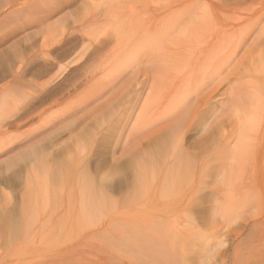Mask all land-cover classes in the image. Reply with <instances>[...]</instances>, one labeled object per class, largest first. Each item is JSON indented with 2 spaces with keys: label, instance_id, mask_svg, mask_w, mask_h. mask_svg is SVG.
I'll list each match as a JSON object with an SVG mask.
<instances>
[{
  "label": "rangeland",
  "instance_id": "rangeland-1",
  "mask_svg": "<svg viewBox=\"0 0 264 264\" xmlns=\"http://www.w3.org/2000/svg\"><path fill=\"white\" fill-rule=\"evenodd\" d=\"M235 2H240V5H242L235 6L233 4ZM62 4L63 6H61ZM226 4H228L227 7ZM205 5L210 6H208V8L211 12L215 10V12L217 11L219 14L222 13L223 19L221 16V20L213 21L216 25H218L217 21L221 24L223 20L224 22L225 20L226 22H232H227L228 24H234L235 21L232 18H236L238 14L243 16L246 14L264 16V0H198V2L197 0H0V179L9 177L11 181H14L8 186L4 184L0 185V192L3 193L4 198L1 200L2 195H0V206L1 208H4L5 205H7L5 208L9 207L6 212L9 210L7 213L11 215L10 217L13 222L19 218L18 213H21L23 203H28L24 204L28 206L32 201L34 202L33 194L38 193V195L36 194L37 196L41 194V198H38L40 202L37 204L39 205L37 210L39 213H37L36 216L33 215L38 222L32 224L30 222L29 224L28 220H30L29 218L31 217L29 213L25 214V216H27L25 217L27 222L24 221L25 219L22 220V216L16 221L18 224L20 221L21 225L19 224V227L28 226V224L32 226L31 228L37 227L40 229L43 227V231L37 236L32 238H25L22 236L14 237L16 240L10 237L13 238L11 241L9 238L10 243L7 239L8 236L1 234L0 264H78V262L79 264H89L90 262V264H119L120 261L118 260H122L124 255L125 258L130 256L129 260L134 261L133 264H162V262L158 263V261L155 260L154 255L161 254V251L162 254H164V252L166 253L165 250L168 247L167 253L168 251L173 253V255L175 253L174 256H176L175 258H177L176 260L178 261L176 264L179 262V264H233L234 260V264H241L243 263L241 262V260L243 261L242 258H246L247 256L250 258H244V260H248L244 261V264H254V261L255 264H264V260H261L264 259L261 257L264 256V169H262L264 168V145L261 144L263 142L261 132L257 133L258 137L249 139L250 145L247 146L248 150L240 155L239 161H236L237 164L235 166L236 168L238 167V170H229V172L226 171L224 173L210 172L208 174L200 173L190 175H186V173L182 172V175L185 174L183 175L184 177H182L180 174L181 171H159L155 169L158 171V173H156L157 171L147 168V171L144 170V176L148 174L147 177H144L147 181H145V183L148 184V182H150L151 185L149 184L146 186L147 189L144 192L132 190L134 197L132 195L130 196L133 197V199L135 197L139 199L141 195L142 202L140 199L137 200L138 202L136 201V203L132 198L128 201V196L126 197V195L125 197H121V199L124 198L125 201L129 202L130 206H128V202H126V204L123 199V203L122 200H120L121 194H117V196L114 194L110 198V203L116 199V202H114L118 203V206L114 202L111 203L112 205L115 204L116 210L112 208L109 200L106 201L107 199H104L106 207L104 206L105 204L103 205L104 208L101 206L102 200L101 203L96 206L98 207V209H95L97 216L94 214L95 212L93 213L91 210L84 211L81 209V200L79 199L82 198V191L79 194V189L83 190L84 187H80L83 185L85 186L89 179L91 182L93 181V184L98 183L97 186L92 183L90 185V183L87 182V186L90 185L93 188L102 186L103 184L108 185L107 183L112 184L120 179L123 180L124 178L122 179V177L125 176L126 180H124L127 181V183L130 181L132 185H129V188L132 189L134 183L132 181L136 179L134 178L135 175L132 174H135L137 171H135V166L133 170L130 164V158L131 155L134 154V149H138V147L141 149L143 145L146 146V137L144 138V136H141L139 140L134 141L135 139L133 136L138 134L136 132H140L147 128L157 114L169 109L165 105L167 100L170 102L171 93L167 94L169 97H160L154 85H150L148 82L147 85H141V81L145 80L143 78V73L148 71L151 77H156L155 73H157L158 70V62L155 61V58H151L148 61L142 59V62L137 64L138 66L135 65L133 67H131L133 65L132 62H127L124 65L126 68L123 70L120 68L122 66H115L116 63L112 65L113 62H117L116 57L118 54L116 55L115 53L120 52V50L122 52H126L127 50L129 45L128 42L130 41L128 40L127 42L124 38L128 36L129 31L135 26L132 27L133 22H138L140 21L138 19H141L144 20L145 27L146 25L148 27V25L150 26L148 19L151 15H176L177 13L181 14L189 10V8L198 11L202 9L205 10ZM231 6L232 8H230ZM50 10H53V13H47V11ZM116 10H119L121 13H116ZM243 10L245 12L242 13ZM113 12L118 15H112ZM215 12L212 13L215 14ZM122 15L124 17H122ZM229 15L231 18H229ZM225 16L229 19L227 20ZM129 17L133 18V20ZM135 18H138V21H136ZM35 20H37V22H35ZM131 20L132 23H130ZM117 21H120L119 24ZM31 22L34 23L31 26H26L27 23ZM144 23L142 25H144ZM16 26L23 28L19 30L17 35L7 38L5 40L6 42H2L4 36L11 33L10 31H13V29L16 30ZM126 26L128 33L124 32V30H127L125 28ZM263 27L264 19L260 20V22H252L248 30H245L246 32L240 33V37L245 38V36L249 34V44L255 49L254 42H257V40L264 42ZM240 37H237L238 40L240 39V41L243 42L244 39ZM175 39L176 36L174 34L165 36L163 46H166ZM181 39L182 38L178 37V40ZM123 40L128 43L126 44L127 46L121 44V42L124 43ZM240 41H238V43L235 41L233 45H237L238 47V45L242 43ZM62 42L66 45L78 42L79 46V50L72 51L64 59H60V65L65 66V70L62 72L58 69H54L47 74H43L44 76L40 74V77L37 74H33L35 69L41 72L40 68L43 66L45 60L47 61V58L40 54L42 51L48 50V48L43 46L51 44L50 49L60 50V43ZM117 43L120 44L117 45ZM120 47L121 49H119ZM122 47L125 48L123 49ZM231 52L232 51L227 52L226 54ZM124 53L122 56H127V53ZM250 53L249 51L248 54ZM54 55L55 53H51V56ZM242 55L244 57L247 56L245 58L246 62L247 58L249 61V55L243 52L239 56ZM231 58L232 55L228 56L226 60H230ZM36 71L34 73H36ZM253 75L258 82L264 83L263 71L260 73L254 72ZM257 76L259 78H257ZM249 81L250 78L246 77L244 85ZM134 91L138 93L136 94ZM40 92H46L45 94L50 93L49 95H52L51 99H54L56 102L51 101L39 107L35 105L34 108L36 109L32 110V115H29V117L27 116L26 120L17 121V119L23 116L21 113L32 104V98ZM158 99L160 103L159 107L162 106V108H147L148 105H152L154 102H157ZM149 109L151 110L149 111ZM4 122L6 124L10 122V126L8 127ZM12 122L15 123V125H13ZM259 123L256 125L259 127L255 126V129L264 128V122L262 121L260 124ZM217 125L218 121H214L213 123L209 122V131L206 134H210V130ZM132 127L134 130L136 129V132L132 131ZM254 128L252 131H254ZM252 131L251 134L253 133ZM222 132L225 133L226 136H229L228 134L230 132H232L233 135V129L228 122L224 123ZM200 136L201 133L196 136L194 135L193 138L196 139ZM217 138L223 140L220 136ZM231 140L232 138L228 140V142H231L229 148L234 146V141L232 142ZM259 140H262L261 143H259ZM133 141L138 145L134 146L135 143H133ZM33 144L35 146L38 144V146L42 147L43 151H45L43 157L47 162L44 159L45 175L44 172L42 175L45 178V182L46 179L50 181L47 182L49 184L46 187L44 185H47V183L43 182V178H40V176L38 177L41 179L40 184V181L38 182L40 179L35 177L38 175L39 171L36 170L35 172L37 174L34 173L33 167H29L27 161H23L24 163L19 162L21 166H18L19 163L11 168V165L9 166V164L15 160L17 154H20L27 146ZM240 149H242V146ZM47 155L48 158L46 157ZM207 155L212 156L213 154L208 153ZM14 156L16 157L12 158ZM225 157H221L223 158L221 162L225 160L229 162ZM208 159L212 160V165L220 161H216L214 157H209ZM162 160L165 161L164 159ZM97 162H100V164L98 165ZM159 162L162 163L161 159ZM123 165L126 168H128V166L131 168L128 169V173L124 172L127 171V169L123 167ZM48 166L52 170H50ZM57 166L60 167L58 168ZM28 168L32 169V171ZM94 168L97 169L95 170ZM25 169L28 170L26 171ZM54 170H58V173L60 171L62 177L57 172H54ZM130 170L132 173L129 172ZM150 170L153 171L151 172ZM122 172L124 174L127 173V175H124ZM149 172H155V175L152 174L153 176H151ZM168 172L172 173L173 179L171 178V184L169 182L171 180L166 181V179H164V175L170 179L171 175L170 173L167 175ZM163 173L165 174L163 175ZM177 173L178 175H176ZM56 174L59 176L57 178L58 181L55 178L57 177ZM122 174L123 176L120 177ZM126 176L129 177L128 180ZM189 176L191 178H189ZM85 177H87L88 180L85 179ZM178 177H181V179L179 178V180ZM29 178H32L30 179L31 182L29 181L32 184L25 181L27 179L29 180ZM60 178H62V180H60ZM115 178L117 179L116 181H114ZM111 179L112 182H107V180ZM176 179H178L181 184L178 181L176 182ZM33 180L34 183L36 182L35 184ZM164 180L165 182H162ZM183 180H185L186 183H183ZM84 181L85 183L81 185ZM104 181H106V183ZM42 182L44 185H42ZM55 182H57V185H55ZM187 183L191 185L190 188L188 185L186 186ZM53 185L57 188H54ZM38 186L42 188L37 190L36 188H38ZM161 186L163 187L161 188ZM52 187L54 189H52ZM97 187L93 189L96 190ZM48 189H50L49 192ZM197 189L201 190L197 191ZM25 190L28 191L27 196H25V194H27ZM134 191L136 193H134ZM30 192H32V195ZM145 192L148 193L146 194ZM4 195H7L9 198L7 196L4 197ZM29 195H31V202L29 201ZM60 195H62V198ZM122 195L124 196V194ZM143 195L146 196L145 198H148V200L143 198ZM43 197L44 199L49 198L47 200L50 201L45 202L49 206L43 204V201H47L43 200ZM22 200L23 203L20 204ZM4 201L9 202V205L7 202L4 205ZM130 201H134L135 203H130ZM119 203L122 204L120 205ZM18 208L20 209L18 210ZM100 208L102 211L99 210ZM12 210L16 212L15 216L18 217H14V214H10L11 212L14 213ZM108 210L113 211L112 214L111 211ZM81 212L84 215L87 212L86 215L88 216L83 215L84 218H82ZM88 212H90V214ZM99 213L101 214L99 215ZM192 213H195L196 216ZM76 214L77 216L80 215V219L76 217ZM140 215L144 217V219L139 217ZM137 216L138 218L136 219ZM121 220L122 222L124 221V223L128 221L131 222L125 223V226L131 225L130 227L132 228L133 226L135 230L138 228L137 224L140 223V228H138L137 231H134V229L130 231L131 228L129 229V226L127 227L128 229L122 226L120 223ZM162 222L164 223V226L162 225L163 227L160 225ZM176 223L178 225H176ZM150 224L152 227H158V229L150 227ZM170 224L172 227H170ZM182 225L184 226L182 227ZM179 227L182 228L180 229ZM186 227H188V229H186ZM196 227H199V229ZM159 228H163V231ZM169 228L172 232L168 231ZM175 228L178 229L180 233H178L177 230L175 231ZM190 230H193V232ZM118 231L120 234H118ZM139 231L140 233H144H142V235L138 233L137 235L136 233ZM155 231H157L156 236L158 232H160V234L163 233V235H158L161 236V238L158 236L156 238V240L160 242L155 240L158 245L160 244V248H157L158 245L156 247L155 238H152V234H155ZM144 234L147 240L150 239L149 241L144 239ZM165 234L167 237H165ZM180 234L185 236L186 239L184 240L186 241L183 240L184 237L182 238ZM115 235L118 236V238L115 237ZM134 235L135 238L137 237L136 239H138L140 235V239L143 238L141 240L143 241L142 243L144 244L145 242L144 245L147 247L140 246L141 241L139 243V239L134 241L135 238L133 237V239L131 237ZM194 235H196V237ZM128 237L132 240L128 239ZM167 238L169 239L168 241ZM118 239L122 240L120 241ZM107 240H111L109 242H112V245ZM127 240L129 242H127ZM117 241L119 245L116 243ZM133 241L136 243V247L134 243L132 245ZM151 244L152 248L150 246ZM163 244L164 246H162ZM181 244L184 247L182 249ZM76 245L81 246L78 247ZM122 246H129L132 247V249L128 247V250V248ZM154 247L156 249H154ZM162 247L163 249H161ZM252 249L254 250L252 251ZM144 251H146L147 254L149 252L148 256H146L147 254L144 253ZM250 252L253 255H251ZM140 253L141 255H139ZM142 253L146 257L144 258L145 260L141 258L144 257ZM260 253L262 254L260 255ZM130 254L133 257H131ZM182 254H185L186 257ZM117 256L119 258H116ZM252 256L254 260L251 259ZM134 257L135 260H133ZM125 258L123 261H126ZM190 258L191 260H189ZM184 259L187 261H184ZM250 259L252 261H250ZM258 259L262 262H258ZM114 260L116 262H114ZM150 260L153 262H150Z\"/></svg>",
  "mask_w": 264,
  "mask_h": 264
},
{
  "label": "bare ground",
  "instance_id": "bare-ground-1",
  "mask_svg": "<svg viewBox=\"0 0 264 264\" xmlns=\"http://www.w3.org/2000/svg\"><path fill=\"white\" fill-rule=\"evenodd\" d=\"M197 2H198V0H197ZM233 4L235 6H238V5L241 6L242 5V4L240 5V2H235ZM227 5L228 4H226V7H227ZM61 6H63V4ZM205 6L207 7V8L205 7V10L202 9V10H199V11L198 10H193V9L188 7L189 10H186V11L184 10L185 12L182 11L183 13H181V14L179 13L180 15L178 13H177L178 15L177 14L176 15H174V14H172V15L171 14L164 15L163 14V15H154V16L151 15L150 18L148 19V21L150 23V26L148 25V27H147V25L145 27V23L143 22L144 20H141V19L137 18L138 20L141 21L140 22V21H138L135 18L136 21H138V22H135L136 24L133 22L132 27L134 25L135 26L133 27L132 30H130L131 33L129 31L130 37H129V33L127 32L128 31L127 26L125 27L127 30L126 31L124 30V32L128 33V36H127L128 38L125 37L124 39L127 40V42H128V40L130 41V42H128L129 45L127 47L126 52L124 51L125 53L122 52L121 50H120V52H116L115 53L116 55L118 54V56L116 57V55H115V57L117 59V62L118 61L119 62H118V64H117V62H113L112 65H114L116 63L115 66H117V65L118 66H122L120 68L123 70L124 68H126V66L124 67V65L127 62L128 63L132 62L133 65L131 67H133V66L139 64L140 62H142V59L148 61L151 58H155V61L158 62V66H157L158 70H157V73H155L156 77H151L150 73L148 71L143 73V76H144L143 78L145 80L141 81V85H143V86L147 85V82L150 85H154V87L157 88V93L159 94L160 97H162V96L169 97V95L167 96V94L171 93L170 102L167 99H165V100H167L165 106L167 108H169V109L163 111L162 113L157 114V116L152 120V122L144 130H141L140 132H136L135 131L136 129L134 130L133 127L131 128V129H133L132 131L138 133V134L133 136V138L135 139V140L133 139L134 141L139 140V138L141 136H144V138L146 137V143H145L146 146H144L142 144L143 146L141 145L142 146L141 149L139 147H138V149H134L135 150L134 154L131 155V158H130V164L132 165L133 170H134V166H135L136 167L135 171L138 172V173L136 172L137 174L136 173L132 174V175H135L134 178H136L134 180L132 179L133 180L132 182H134L132 189L129 188V185H132V184H130V181H129V183H127V181H125L126 180L125 176L122 177V179L123 178L125 179V180L123 179L124 181L121 180V179H120L121 181L120 180L118 181L115 178L114 181L117 180L116 182H114L112 184L107 183L108 185H106V184L104 185L103 184L104 186L102 184H99V185H102V186H99V187H97L98 183L97 184H93V181L91 182L90 179H89V181H87V182L90 183V185H91V183L93 185H97L96 186L97 187L96 190L93 189V188H96V187L92 188L90 185L87 186L88 185L87 182H86V184L84 186L83 185L85 183V181H84L81 184L83 186L80 187V188L84 187L83 190L79 189V194L82 191L81 192L82 193V196H81L82 198L79 199V200H81V202L78 200L80 202V204H81V209H83L84 211L91 210V212H93V213L95 212L94 214L96 215L97 212L95 211V209H98V207H96V206H98L99 203H101V200H102V205L101 206L103 207V205L105 204L104 201L107 199L106 201L109 200V203H110V200H111L110 198L114 194H116V196H117V194H121V195L124 194V196L120 195V200L123 199L124 201H125V199L124 198L121 199V197H125V195H126V197L128 196L127 197L128 201L131 200V198L135 202L137 200H140L141 199V195H140L139 199H136V197L133 199L134 194H132L133 193L132 190H136L138 192H144L147 189L146 186H148L150 184V182H148V184L145 183V181H146L145 179L146 178H144V177H147L148 174H146V176H144V172L147 171L148 169H153L154 171H157L155 169H158L159 171H164V170L181 171L180 172L181 175H182V172L186 173V175H188V174L189 175L190 174H200V173L208 174L210 172L211 173H221V172L224 173L226 171L229 172V170H238L237 169L238 167L236 168V166H235L237 164L236 161H239L240 155L242 153H244L246 150H248L247 146L250 145L249 139L258 137L257 133L261 132L262 133V138H263V139L262 138L261 139L263 140V142L261 143L262 140L261 141L259 140V143L264 145V128L263 129H262V127H261V129H258V128L255 129L254 128L256 125H258L259 122L260 123L262 121L264 122V93H263L264 92V83L258 82L256 77L254 76L255 74L253 75L254 72L260 73L261 71H263V73H264V42L261 41V40H257V42H254L253 43L254 46H255V49H254L253 46L251 44H249V40H250L249 34L246 35L245 38L244 37H240L241 36L240 33L241 32L242 33L246 32L245 30H248V27L252 25V22H260V20L264 19L263 18L264 16L263 15L254 16V15H247V14L245 16H243V15L238 14L236 16V18H232L235 21L234 24H228L229 22L230 23H232V22L231 21H229V22L227 21L228 22L227 23L226 20H225V22L223 20V21H221V22H223L221 24L217 21L218 25H216V23L213 22V21L214 20L215 21L216 20H221L220 19L221 16H222V19H223L222 13L219 14V12H217V11L215 12V10L211 9L212 12H215V14H213L210 11V9L208 8L209 5L208 6L205 5ZM183 7H184V5H183ZM230 8H232V6ZM235 9H237V8H235ZM52 11L51 10L47 11V13L48 12L49 13H53ZM246 11H248V10H246ZM243 12H245V11L243 10L242 13ZM116 13H121V12H119V10L118 11L116 10ZM113 14H114V12L112 13V15ZM46 15H48V14H46ZM114 15H118V14H114ZM119 17H121V16H119ZM122 17H124V16L122 15ZM229 18H231L230 15H229ZM229 18H227V20ZM130 19L133 20V18H130ZM119 20H121V19H119ZM132 20H131L130 23H132ZM35 22H37V20H35ZM117 22L119 24L120 21H117ZM142 22L144 23V25H142L143 24ZM33 23L34 22L27 23L26 26H31ZM140 23H142V24H140ZM115 24H117V23H115ZM121 25H123V24H121ZM128 27H129V23H128ZM17 28H16V30L13 29V31H10L11 33H9L6 36H4L3 37L4 40H2V42H6L5 40L7 38L12 37V36L14 37L15 35H17L19 30L21 28H23V27H17ZM262 29H264V27ZM122 31H121V33H122ZM169 34H174L176 36V39L174 41H172L171 43L167 42L168 44L166 46L165 45L163 46V42L165 40V36H167ZM238 34H239V36H238ZM119 37H121V36H119ZM178 37H180L182 39L178 40ZM237 37L238 38L239 37L243 38L244 41L242 42V41H240V39L238 40ZM116 38H117V36H116ZM237 40L242 42L241 45H238V47H237V45L236 46L233 45L235 43V41L238 43ZM119 41H122V40H119ZM123 42L124 43L121 42V44L122 45L125 44V46H127L126 44H128V43L126 41H124V40H123ZM118 44H120V43H117V45ZM0 45H1V41H0ZM41 47H42V45H41ZM41 47H40V50H41ZM43 47L48 48V50H46V51H42L41 50L42 53H40V54L42 56H44L45 58H47V61L45 60L43 66L40 65V66H42L40 68L41 72H39V70L36 71V69L34 70V72L36 71V73L33 72V74H37V75H39V77H40V74L42 76L43 74H47L49 71H52L54 69H56V70L58 69L59 71L63 72L66 67L60 65V62H61L60 59H62V58L64 59L72 51L79 50L78 42H73V43H70V44H67V45L64 42H62V43H60V50H58V49L57 50L50 49L51 48V44L44 45ZM122 48L124 49L125 47H122ZM119 49H121V47ZM230 51H232V52L226 54L227 52H230ZM249 51L251 52L250 54H248ZM243 52H244V54L249 55V61H248V58H247V62L245 61V58L247 56L246 57H244L243 55L239 56ZM51 53H55V55L51 56ZM123 53L124 54L127 53V56H124V55L122 56ZM231 55H232V58L230 60H226V58L228 56H231ZM124 57H126V58H124ZM116 59H115V61H116ZM133 72H136V71H133ZM246 77H249L250 81L246 85H244V80L246 79ZM257 78H259V77L257 76ZM259 81H261V80H259ZM263 81H264V79H263ZM139 91H140V89H139ZM45 93L46 92H44V93L40 92L38 95L33 97L32 98L33 102H31L32 104L29 106L28 109L24 110L21 113L23 116L20 115L21 118L17 119V121L18 120L20 121V120H23V119L26 120L27 116L29 117V115H32V110L36 109V108H34L35 105H37V107H39V106H41L43 104H46L48 102L55 101L54 99H51L52 95H49L50 93L49 94H45ZM135 93L137 94L138 92H135ZM52 94H54V93H52ZM163 98H165V97H163ZM159 99H161V98H159ZM159 99L157 100V102H154L152 105H150V106L148 105L147 108H162V106L159 107L160 106ZM150 110L151 109H149V111ZM18 116H16V117H18ZM214 121H218V125L215 128H213L212 130H210V134H206L209 131L208 130L209 129V127H208L209 122L213 123ZM226 122H228L229 125L232 127L233 135H232V132H230L228 134L229 136H226L225 133L222 132L223 131V125ZM12 124L15 125V123H13V122H12ZM6 125L9 127L10 126V122H9V124L7 123ZM256 127H259V126H256ZM253 128H254V131H252ZM251 131L253 132L252 134H251ZM199 133H201L200 137H198L196 139L193 138L194 135L196 136ZM218 136H220L221 139H223V140H219V138H217ZM230 138H232V140H231L232 142L234 141V146H232L231 148H229V145L231 144V142H228V140ZM134 141H133V143H135L134 146L135 145L137 146L138 144H136V142H134ZM215 141H218V142H215ZM139 142H141V141H139ZM247 142H249V143H247ZM241 146H242V149H240ZM131 150H132V148H131ZM101 151H102V148H101ZM44 152L45 151H43V148L38 146V144H37V146H35L34 144L33 145H29L20 154H17L16 155L17 157L16 156L12 157V158L16 157L13 162H11L9 160L11 162V164H9V166L11 165L10 166V168H11L12 166L14 167V165L18 164L19 162L24 163L23 161H25V162L27 161L28 162V166L29 167H33L34 173H36L35 172L36 170L39 171L38 175H36L35 177L38 178L40 176V178H43V182H45V178L42 175L43 172H44V175H45L44 163H45L46 159L43 157L44 156L43 155ZM105 152H107V151H105ZM208 153H212L213 155L212 156L207 155ZM45 155H46V153H45ZM222 156L223 157L226 156L225 159L227 158L229 160V162H226V160L224 162H221L223 160V158H221ZM46 157L48 158V155ZM109 157H110V154H109ZM209 157H214L216 161H219V160L220 161L217 164H214L212 162L213 163V165H212L211 164L212 160L208 159ZM9 159H11V158H9ZM44 159H45V161H44ZM160 159H161L162 163L159 162ZM162 159H164L165 161H163ZM127 160H129V159H127ZM127 160H126V162H127ZM127 163L129 164V162H127ZM238 163H240V162H238ZM47 164L50 165L49 163H47ZM99 164H100V162L98 163V165ZM18 166H21L20 163H19ZM26 167H24V168H26ZM57 167L59 168L60 166H57ZM57 167H55V168H57ZM123 167H125V166L123 165ZM97 168H99V167H97ZM97 168H94V169L96 170ZM49 169L52 170L50 167H49ZM126 169H127V171H124V172L128 173V169H131V168H129V166H128V168H126ZM262 169H264V168H262ZM29 170L32 171V169H29ZM50 170H48V171H50ZM256 170H257V168H256ZM50 172H52V171H50ZM54 172L58 173V170L57 171L54 170ZM129 172H131V170ZM151 172H149V173H151ZM60 173L61 172L59 171L58 174H60ZM127 173H125V174L127 175ZM146 173H148V172H146ZM154 173H151L150 175L153 176L152 174H154ZM156 173H158V171ZM169 173L170 172H168L167 175H169ZM48 174H49V172H48ZM51 174H53V173H51ZM58 174H56L57 177L54 176L56 178V180L59 177ZM123 174L120 175V177L123 176ZM164 174L165 173H163V175ZM170 175H171L170 179H168V177H165L166 175H164V179H166V181L171 180V181H169L170 184H171L172 179H173L172 173H170ZM176 175H178V173ZM176 175H173V176H176ZM183 175H185V174H183ZM183 175H182V177H184ZM41 176H43V177H41ZM60 176L62 177L61 174H60ZM226 176H228V175H226ZM127 177L128 176H126V178ZM40 178H38V179H40ZM175 178H177V177H175ZM175 178H174V181H175ZM179 178L181 179V177H178V179ZM189 178H191V177L189 176ZM30 179H32V178H29V180L27 179L25 181L29 182ZM85 179H87V177H85ZM128 179H129V177L127 178V180ZM178 179H176V182L177 181L179 182L180 179L179 180ZM182 179H184V178H182ZM60 180H62V178H60ZM102 180H103V177H102ZM162 180H163V178H162ZM193 180H194V178H193ZM108 181L112 182V179L111 180H107V182ZM12 182H14V181L13 180L11 181L9 179V177L0 179V185L4 184V185L8 186ZM38 182L41 184V179L38 180ZM47 182H50V181L48 179H46L45 183H47ZM100 182H102V181H100ZM104 182L106 183V181H104ZM156 182H158V181H156ZM162 182H165V180L162 181ZM184 182H185V180H183V183ZM188 182H189V180H188ZM33 183H34V180H33ZM56 183L57 182H55V185H57ZM179 183L181 184V182H179ZM223 183H225V182H223ZM30 184H32V183H30ZM48 184L49 183H47V185H44V183H43L42 185H44L46 187V186H48ZM158 184H156V185H158ZM174 184H175V182H174ZM55 185H53L54 188H57V187H55ZM161 185H163V184H161ZM187 185H188V183L186 184V186ZM44 186H43V188H44ZM188 186L190 188L191 185L189 184ZM162 187L163 186H161V188ZM39 188H42V187L38 186V188H36V189L38 190ZM54 188L52 187V189H54ZM201 189H197V191L201 190ZM37 190H36V192H37ZM49 191H50V189H48V192ZM32 192H30L31 195H32ZM0 193H2V192H0ZM25 193H27V194H25V196H27L28 195V191H26ZM134 193H136V192L134 191ZM145 193L147 194L148 192H145ZM36 194L38 195V193H36ZM36 194H33L34 195V202L31 200V197H30L31 195H29L30 199L29 198L28 199H29L30 202L32 201L30 205H28V206L24 205V204H28V203H23V200L20 203V204L23 203V207L21 209V213H18L19 214V218L22 216V218H23L22 220H24L25 217H27V216H25V214L29 213V216L31 215V217L29 218L30 220H28L29 224H30V222H31V224L35 223V222H38V221L35 220L34 216H36V214L39 213V212H37L38 206H39L37 204H38V202H40L38 200V198L40 197L41 194H39V196H37ZM0 195H2V197H1L2 199L1 200H3L4 199L3 198V193L0 194ZM44 195H45V193H44ZM131 195L133 197H130ZM148 195H150V194H148ZM5 196H7V195H4V197ZM21 196H23V195H21ZM42 196H43V194H42ZM60 196L62 198V195H60ZM129 197H130V199H129ZM145 197L146 196H144L143 198H145ZM20 198H22V197H20ZM118 198H117V200H118ZM47 199H49V198H47ZM47 199H44V197H43V200H47ZM123 200H122V203L124 202ZM146 200H148V198ZM49 201L50 200L43 201L44 202L43 204H46L45 202H49ZM114 201L116 202V199ZM114 201H112L111 203H113ZM128 201H125V203L128 202ZM134 201L133 202L130 201V203L134 204L135 203ZM142 201L143 200L141 199V202ZM6 202L4 201L3 204L5 205ZM24 202H25V200H24ZM27 202H28V200H27ZM8 203L9 202H7V204ZM111 203H110V205L112 206V208L115 209L114 205L115 204L117 205L118 203H115L114 205H112ZM176 204H177V202H176ZM123 205H125V204H123ZM6 206L7 205H5V207ZM47 206H49V205H47ZM104 206L106 207V204ZM108 206H109V204H108ZM128 206H130L129 202H128ZM5 207L1 208V206H0V235L1 234L7 235L8 236L7 237L8 241H9L10 237L14 238V237L22 236V237H25V238H27V237H31L32 238L34 236H37L40 232L43 231L42 230L43 227H41L40 228L41 230H40L37 227L31 228L32 226H29V224H28V226H22L23 228L19 227L21 225L20 221H19L20 225L16 221L19 218H17L16 220L14 219V217H18V216H15L16 212H14V210H12L14 213H12V212L10 213V214H14V217L13 216L12 217H13V219L15 221L12 222V220H11L12 218L10 217L11 215H9V213H7L9 210L6 212V210L9 209V207H7V208H5ZM195 208H193V209H195ZM19 209L20 208H18V210ZM114 209H112V210H114ZM99 210L102 211L101 208ZM99 210H97V211L100 212ZM84 211H82V212H84ZM108 211H111V210H108ZM200 211H202V210H200ZM112 212L113 211H111V214H112ZM88 213L90 214V212H88ZM211 213H213V212H211ZM77 214H76V217L79 218L80 215L77 216ZM86 214H87V212H86ZM100 214L101 213H99V215ZM188 214H191V213H188ZM192 214L195 215V213H192ZM83 215L84 214L82 213L81 214L82 218H84ZM86 216H88V215H86ZM139 217H142V216L140 215ZM197 217H198V215H197ZM137 218H138V216L136 217V219ZM142 218L144 219V217H142ZM38 219H40V218H38ZM153 219H155V218H153ZM197 219H200V218H197ZM26 220L27 219H25L24 221H26ZM47 220H45V221H47ZM152 222H153V220H152ZM164 222H166V221H164ZM195 222H197V221H195ZM120 223L124 227L126 222L124 223V221L122 222V220H121ZM127 223H131V222L128 221ZM156 223H158V222H156ZM163 224L164 223L162 222L160 225L162 226ZM139 225H140V223L137 224L138 228H140ZM152 225H153V223H152ZM176 225H178V224L176 223ZM128 226H129V229H130L131 225H128ZM183 226L184 225H182V227ZM127 227L125 226L124 228H127ZM134 227H136V226H134ZM150 227H152L151 224H150ZM153 227L158 229V227H155V226H153ZM167 227H169V226H167ZM170 227H172L171 224H170ZM132 229H134L133 226L130 229V231H132ZM137 229L136 230L134 229V231H137ZM162 229H160V230H162ZM186 229H188V227H186ZM197 229H199V227ZM145 230H143V231H145ZM147 230H150V229H147ZM176 230H177L178 233H180L178 231V229L175 228V231ZM168 231H171L170 228H169ZM175 231H174V233H175ZM126 232H127V230H126ZM156 232L157 231L154 232L155 234H152L153 235L152 238H155L154 241L156 240L157 236L160 234V232H158V235L156 236ZM164 232H166V231H164ZM191 232H193V230ZM138 233L140 235H142V233H144V232L140 233V231H139L136 234L138 235ZM118 234H120L119 231H118ZM126 234H128V233H126ZM134 234H135V232H134ZM161 234L163 235V233H161ZM129 235H130V232H129ZM135 235L131 236V237L135 238ZM140 235H139V238H138L139 239V241H138L139 243L143 239V238L140 239ZM174 235H177V234H174ZM194 236L196 237V235H194ZM115 237L118 238V236H116V235H115ZM144 237H145V234H144ZM158 237L161 238V236H158ZM165 237H167L166 234H165ZM181 237L182 238L184 237L183 240L186 239L185 236H183V235H181ZM13 238H10V241ZM110 238H112V237H110ZM136 238L134 239V241L138 240ZM162 238H163V236H162ZM174 238H176V237H174ZM124 239H125V237H124ZM128 239H130V238L128 237ZM144 239L146 241L150 240V239L147 240L146 237ZM178 239H179V237H178ZM204 239H205V237H204ZM111 240H109V241H111ZM118 240H120V239H118ZM130 240H132V239H130ZM164 240H165V238H164ZM168 240L169 239L167 238V241ZM172 240H173V238H172ZM187 240H188V238H187ZM10 241H9V243H10ZM29 241H31V240H29ZM134 241L132 242V245H133ZM184 241H186V240H184ZM127 242H129V241L127 240ZM142 242L143 241H141L140 246L147 247V246L144 245L145 242H144V244ZM157 242H160V241H157ZM157 242H156V247L158 245ZM116 243H118V245H119L118 241ZM121 243H123V242H121ZM173 243H175V242H173ZM110 244L112 245V242ZM146 244H148V243H146ZM152 244L155 245L154 243H152ZM152 244L150 245L151 248H152ZM164 244L162 246H164ZM179 244H180V242H179ZM188 244H189V242H188ZM124 245H126V244H124ZM190 245H191V242H190ZM76 246H78V245H76ZM79 246H81V245H79ZM134 246L136 247V243H134ZM159 246H160V244L158 245L157 248H160ZM181 246H182L181 249L184 248L182 244H181ZM186 246H187V244H186ZM192 246H193V244H192ZM122 247H126V246H122ZM128 247H126V248H128ZM148 247H149V245H148ZM129 248L132 249V247H129ZM129 248H128V250H129ZM185 248H187V247H185ZM154 249H156V248L154 247ZM161 249H163V247ZM167 249L166 250L164 249L166 251V253L164 252V254H162V251H161V254L154 255L155 256V260L158 261V263L162 262V264H176V262H178V261L176 260L177 258H175L176 256H174L175 253H174V255H173V253H171L169 251L167 253ZM172 249H173V247H172ZM146 250H147V248H146ZM151 250H153V249H151ZM253 250L254 249H252V251ZM73 251H71V252H73ZM131 251H133V250H131ZM157 251H158V249H157ZM244 251H245V249H244ZM186 252H187V250H186ZM144 253H146V251H144ZM196 253H198V252H196ZM98 254H99V252H98ZM148 254H149V252H148ZM148 254L146 256H148ZM152 254H153V251H152ZM185 254H182V255L184 256ZM239 254H237V255H239ZM250 254H251V252H250ZM261 254L262 253H260V255ZM118 255H120V254H118ZM139 255H141V253ZM142 255L144 257L140 256L141 258H143V259L146 258L143 253H142ZM251 255H253V254H251ZM137 256H138V254H137ZM87 257H89V256H87ZM131 257H133V256L131 255ZM185 257H186V255H185ZM261 257L264 258V256H261ZM116 258H119V257L117 256ZM122 258H123V256H122ZM124 258H125V255H124ZM127 258H125L126 261H123V259L122 260H118V261H120L121 264H133L134 261L129 260L130 256H128ZM244 258L245 257L242 258L243 261L241 260V262H243V263H241V264H244V261H248V260H244ZM248 258H250V257H248ZM254 258H255V256H254ZM143 259H141V260H143ZM153 259H154V257H153ZM251 259H253V256L251 257ZM251 259H250V261H252ZM98 260H100V259H98ZM133 260H135V257L133 258ZM187 260L184 259V261H187ZM189 260H191V258ZM261 260H264V259H261ZM151 261L152 260H150V262ZM180 261H181V258H180ZM98 262H100V261H98ZM114 262H116V261L114 260ZM142 262H145V261H142ZM147 262H149V261H147ZM189 262H191V261H189ZM258 262H262V261H260L258 259ZM234 263H235V260H234ZM253 263L255 264V261ZM78 264H79V262H78ZM146 264H149V263H146Z\"/></svg>",
  "mask_w": 264,
  "mask_h": 264
}]
</instances>
